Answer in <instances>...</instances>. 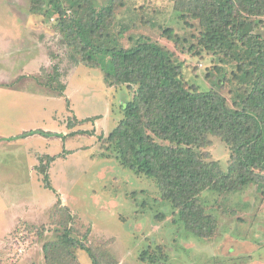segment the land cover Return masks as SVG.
Here are the masks:
<instances>
[{"label":"rangeland","instance_id":"1","mask_svg":"<svg viewBox=\"0 0 264 264\" xmlns=\"http://www.w3.org/2000/svg\"><path fill=\"white\" fill-rule=\"evenodd\" d=\"M218 1L0 0V264H264V171L259 183L236 192H204L199 200L213 218L214 233L195 234L161 184L131 171L129 152L122 149L121 162L109 145V134L124 118L122 106L138 86L107 87V59L88 45L128 50L140 41L157 43L175 54L174 69L190 90L214 91L240 109L238 62L199 46L202 17L193 19L188 10L231 16L228 28L263 39L264 16H244L232 5L221 10ZM67 86L62 97L50 98ZM39 98L49 121L37 130L57 133L70 118L76 130L73 144L62 139L58 147L43 148L49 156L60 151L50 164L45 157L33 161L30 139L21 137L33 126L26 118ZM210 141L201 153L226 174L230 148L216 136ZM37 167L48 173L54 192ZM56 205L68 209L69 235L89 253L71 255L57 246L64 218Z\"/></svg>","mask_w":264,"mask_h":264},{"label":"trees","instance_id":"2","mask_svg":"<svg viewBox=\"0 0 264 264\" xmlns=\"http://www.w3.org/2000/svg\"><path fill=\"white\" fill-rule=\"evenodd\" d=\"M218 2L221 10L232 5L241 14L246 11L244 16H264V0ZM60 8L57 7L58 12ZM202 10L207 9L204 6ZM188 11L193 19L202 17L204 32L199 46L238 62L237 80H234L242 85L237 98L240 104L236 102L240 109L229 107L227 100L214 91L190 90L174 69L172 58L175 54L157 43L140 41L136 48L128 50L107 49L91 42L88 45L93 48L92 54L107 59L105 67L110 69L104 73L107 87L138 86L132 101L122 106L124 118L109 134V145L118 158L122 149L129 152L125 163L129 169L159 182L165 197L180 209V216L186 224L195 234L206 238L213 235L215 223L207 215L199 197L206 191L236 192L257 184L261 178L259 173L264 171V39L258 35H246L241 29L228 28L227 21L231 16L222 18L217 11L211 10L205 15L191 9ZM58 12L52 11V15L60 18ZM249 24L254 28L257 26L248 22L246 27ZM67 127H75L71 118ZM37 134L45 138H66L62 134L41 130L26 132L21 137ZM81 134L89 135L88 132ZM210 136L221 138L230 148L231 161L226 174L218 163L209 161V153H201L212 145ZM44 157L48 164L60 158L58 155ZM122 158H119L121 162ZM36 171L42 173L39 167ZM42 174L45 188L54 192L48 173ZM57 206H60L58 211L64 218L60 223L64 231L57 246L71 255L78 250L89 253L87 246L69 235L71 218L64 214L69 213L68 209L62 205L55 208ZM44 249L49 252L51 247L45 245Z\"/></svg>","mask_w":264,"mask_h":264},{"label":"crops","instance_id":"3","mask_svg":"<svg viewBox=\"0 0 264 264\" xmlns=\"http://www.w3.org/2000/svg\"><path fill=\"white\" fill-rule=\"evenodd\" d=\"M4 42H5L4 39L3 40L0 39V45H3ZM5 55H11V53L8 54V52L6 51L5 52ZM17 57L14 58V59H17ZM20 79H22V77H20V76L17 77V79L14 80L15 82L10 83L9 85L15 84ZM0 86L2 87V85H0ZM3 87L5 89L9 88L8 87V84H5ZM67 90H68V86H67V89H66L65 93L67 92ZM54 97H62V96L61 95H57V96L50 95V98H54ZM30 105H31L30 106V108H31L30 109V115L27 116L26 122H30V123H32L31 125H33L30 131H38L39 129L37 130V127L38 126H36V125H38L39 122L42 121V122H45L46 123V120L49 121V115H47L45 119H44V116H42L43 109H42V106L41 105H44L45 106L47 104L42 103L41 100H40V98H39L38 101H35V102L30 103ZM92 118L93 117H84V119H88V120L89 119H92ZM84 119H82V120L79 119V121H83ZM97 123H98V121H97ZM30 131H26V132H30ZM41 131H45V130H41ZM58 131H57L58 134L61 133L63 136L67 137V138H65V141H66L67 145H69L70 143L73 144V142H74V140L76 138L74 139V138H72V136H68V134H71V133L75 132L76 131L75 129L68 130V127L65 124H62L61 127L58 129ZM46 132H50V131L47 130ZM27 139H30L28 142H31V144H32L31 145L32 146L31 153H32V155H34V160L33 161H37L38 158H43L44 156L47 155V154L43 153V151H42L43 148H48V146L50 147L51 145H54L55 147L56 146L58 147V145L62 143V139H59V138H53L51 142H48L47 139L45 140V137H42V136H40L38 134L37 135H34V136H30ZM63 150L61 152H63ZM56 154H60V151L59 152H56ZM35 164L36 163H34V162L31 163V168L34 167V166H36Z\"/></svg>","mask_w":264,"mask_h":264}]
</instances>
